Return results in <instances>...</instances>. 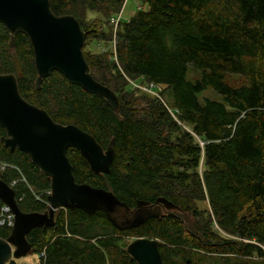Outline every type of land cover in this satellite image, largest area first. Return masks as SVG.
<instances>
[{"label": "trees", "instance_id": "16d2710c", "mask_svg": "<svg viewBox=\"0 0 264 264\" xmlns=\"http://www.w3.org/2000/svg\"><path fill=\"white\" fill-rule=\"evenodd\" d=\"M136 1L137 12L116 27L127 0H50L54 14L79 20L90 73L116 93L119 116L58 71L37 90L29 37L16 35L12 50L2 24L0 74L16 75L22 96L56 122L80 127L104 149L114 141L110 174H94L68 149L78 183L110 190L132 208L164 197L180 210L120 231L103 212L61 209L53 227L30 232L29 254L38 264H137L126 248L147 237L161 241L165 264H264V0ZM191 66L201 73L193 83ZM229 76L247 82L233 86ZM131 81L155 85L157 95ZM209 89L222 100L203 102ZM4 136L0 125V163L7 165L0 180L15 183L23 212H44L51 180L28 154L7 148ZM206 202L211 211L202 209ZM3 206L0 200V215ZM10 232L0 225L1 238Z\"/></svg>", "mask_w": 264, "mask_h": 264}, {"label": "water", "instance_id": "95a60500", "mask_svg": "<svg viewBox=\"0 0 264 264\" xmlns=\"http://www.w3.org/2000/svg\"><path fill=\"white\" fill-rule=\"evenodd\" d=\"M0 24L11 35L10 48L16 47V35H27L34 50L37 70L35 86L41 90L43 80L58 71L70 83L88 93L104 98L119 116V99L114 91L97 82L90 73L84 55L86 34L73 15L58 16L50 0H0ZM0 125L6 136L2 142L11 151L28 154L35 166L51 180L47 210L23 212L16 201L12 185L0 180V200L14 216L10 235L0 237V264L26 257L32 251L28 235L33 229L55 225L60 209L78 208L89 214L103 212L120 231L131 230L165 210H180L164 197L155 203L139 200L135 208L121 201L112 191L78 183L68 149L74 148L89 163L94 174H110L115 159L114 141L104 149L94 136L74 124L56 122L50 114L21 94L16 75L0 74ZM161 241L142 237L131 241L126 253L137 264H165L160 252Z\"/></svg>", "mask_w": 264, "mask_h": 264}, {"label": "rangeland", "instance_id": "374dc122", "mask_svg": "<svg viewBox=\"0 0 264 264\" xmlns=\"http://www.w3.org/2000/svg\"><path fill=\"white\" fill-rule=\"evenodd\" d=\"M139 7H140V3L138 1L127 0V2L124 5V8L121 11L122 15L120 17H118L117 21H114L116 24V27H117L118 21L121 18L124 20L131 18L137 12ZM95 16H96L95 14L90 13V15H88L87 18L92 20L95 18ZM90 47L96 52L97 51L99 52V50H101V47L97 46L96 44H92ZM200 78H201V73L199 71L195 70L194 67L191 66L188 70L187 80L193 83ZM227 80L233 86H241V85L246 84V82H247V80L241 76H229ZM134 83L140 84L139 81L134 82ZM131 85H132V87H134L132 83H131ZM141 85H143V84L141 83ZM146 86H149V85L146 84ZM145 93L150 94L152 96H156L155 93H151V92H145ZM170 96H171V94H169V93L164 94L163 101L172 104V100H171ZM199 97L203 102L206 98L214 100V101H221L222 100L221 96L217 92L213 91L212 89L206 90ZM201 205H202V209H207V210L211 211L207 202H206V204H201ZM38 262H39V257L35 254H29L28 256L18 260L19 264H38Z\"/></svg>", "mask_w": 264, "mask_h": 264}, {"label": "built area", "instance_id": "2783aa9c", "mask_svg": "<svg viewBox=\"0 0 264 264\" xmlns=\"http://www.w3.org/2000/svg\"><path fill=\"white\" fill-rule=\"evenodd\" d=\"M122 15V14H121ZM120 15V16H121ZM133 84V86L135 88H138L140 90H142L143 92H151V93H155L157 95L156 92H154V87L155 85H150V86H146V85H141V84H137V83H134V82H131ZM0 168L2 170H4L5 168V164L3 163H0ZM14 185V184H13ZM51 193L48 192V195ZM0 225H7V227H9L10 229H12L13 225H14V216L13 214L10 212L9 208L6 207V206H3L2 208V213H1V216H0Z\"/></svg>", "mask_w": 264, "mask_h": 264}, {"label": "flooded vegetation", "instance_id": "af4514ba", "mask_svg": "<svg viewBox=\"0 0 264 264\" xmlns=\"http://www.w3.org/2000/svg\"><path fill=\"white\" fill-rule=\"evenodd\" d=\"M6 166H7V165L5 164V167H6ZM4 169H5V168H4ZM13 184H15V183H12V187L14 186ZM150 202H151V201H150ZM151 203L153 204V203H155V201H154V202H151ZM162 209H163V216H165V215H166L167 213H169V212L174 211V210H172V211L165 210L163 207H162ZM46 210H47V208H46ZM46 210H45V211H46ZM60 210H61V209H60ZM60 210H59V211H60ZM59 211H57L56 214H55V222H56V215L58 214ZM0 216H1V215H0ZM163 216H162V217H163Z\"/></svg>", "mask_w": 264, "mask_h": 264}]
</instances>
